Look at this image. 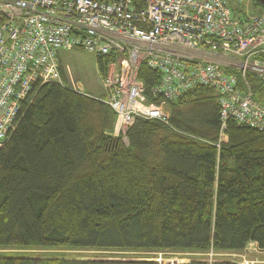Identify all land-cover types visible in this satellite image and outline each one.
Segmentation results:
<instances>
[{"label": "trees", "instance_id": "1", "mask_svg": "<svg viewBox=\"0 0 264 264\" xmlns=\"http://www.w3.org/2000/svg\"><path fill=\"white\" fill-rule=\"evenodd\" d=\"M227 3L235 17L246 16ZM111 60L95 59L96 76L105 77ZM59 73L62 81L61 65ZM246 76L264 106V78ZM159 78L141 64L138 80L157 105L163 99L150 93ZM74 84L34 85L0 147V249L204 253L240 252L253 242L264 251V131L229 119L227 142L217 146L218 93L200 86L164 103L167 123L135 118L114 137V110ZM0 264L159 263L0 252Z\"/></svg>", "mask_w": 264, "mask_h": 264}, {"label": "built area", "instance_id": "2", "mask_svg": "<svg viewBox=\"0 0 264 264\" xmlns=\"http://www.w3.org/2000/svg\"><path fill=\"white\" fill-rule=\"evenodd\" d=\"M76 50L94 61L112 58L99 79L102 101L115 112L116 137L135 118L167 123L164 103L200 86L218 93L223 141L217 146L227 141L229 119L264 131V106L253 100L246 76L264 78V10L240 19L227 0H0V147L34 85L36 91L46 83L67 87L59 54ZM143 63L160 73L150 93L163 99L160 105L138 80ZM70 88L85 94L78 81Z\"/></svg>", "mask_w": 264, "mask_h": 264}, {"label": "rangeland", "instance_id": "3", "mask_svg": "<svg viewBox=\"0 0 264 264\" xmlns=\"http://www.w3.org/2000/svg\"><path fill=\"white\" fill-rule=\"evenodd\" d=\"M231 4L236 6L238 9L243 10L244 14L246 13L252 15H256V8L253 6L249 0H243V5L240 4L236 0H230ZM245 3V4H244ZM237 18H243L242 15H239ZM61 67L64 70V79L62 80V84L64 86L70 85L74 82H79L82 87L85 88V91L91 94L101 96L102 88L99 87L100 79L99 76H96L97 65H95V61L92 55L86 54L79 50L76 51H65L61 53ZM115 69V67H114ZM114 72V71H113ZM92 85V86H91ZM93 97V96H92ZM114 128V127H113ZM109 131V130H107ZM112 135H113V130ZM114 136V135H113ZM116 137V136H114ZM223 137L218 134V141L222 142ZM125 142V140L123 141ZM227 142V141H226ZM1 253L5 254H20L24 253L32 257L37 258H65L69 260L74 259H96V258H113V259H139V260H149L154 262H161L162 264H188L192 261L196 260H205L208 262H219V261H232L233 263L245 264L248 262H256V263H264V252H261L258 247H256L255 243H250L246 246V248L240 252H223V251H213L212 249L207 250L204 253H193V252H163V253H152L147 254L144 252H102V251H91V250H70V249H40V250H14V249H0Z\"/></svg>", "mask_w": 264, "mask_h": 264}, {"label": "water", "instance_id": "4", "mask_svg": "<svg viewBox=\"0 0 264 264\" xmlns=\"http://www.w3.org/2000/svg\"><path fill=\"white\" fill-rule=\"evenodd\" d=\"M257 3H259L260 5H262V7H264V0H255Z\"/></svg>", "mask_w": 264, "mask_h": 264}, {"label": "crops", "instance_id": "5", "mask_svg": "<svg viewBox=\"0 0 264 264\" xmlns=\"http://www.w3.org/2000/svg\"><path fill=\"white\" fill-rule=\"evenodd\" d=\"M251 243H253V242H251Z\"/></svg>", "mask_w": 264, "mask_h": 264}]
</instances>
